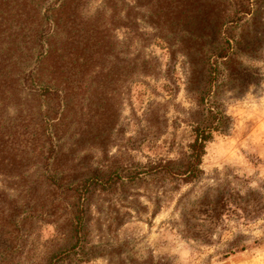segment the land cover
<instances>
[{"label": "rangeland", "instance_id": "obj_1", "mask_svg": "<svg viewBox=\"0 0 264 264\" xmlns=\"http://www.w3.org/2000/svg\"><path fill=\"white\" fill-rule=\"evenodd\" d=\"M0 264H264V0H0Z\"/></svg>", "mask_w": 264, "mask_h": 264}, {"label": "trees", "instance_id": "obj_2", "mask_svg": "<svg viewBox=\"0 0 264 264\" xmlns=\"http://www.w3.org/2000/svg\"><path fill=\"white\" fill-rule=\"evenodd\" d=\"M216 129V125L212 122L209 125H197L193 128V139L189 143V152L178 172L173 171L167 164H157L154 169L158 171L174 172L184 182H190L201 172L199 168L202 156L205 152V144L211 138L212 131Z\"/></svg>", "mask_w": 264, "mask_h": 264}]
</instances>
